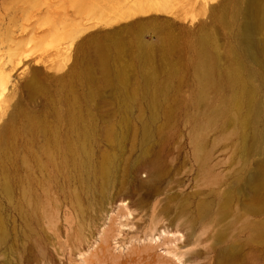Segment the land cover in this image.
<instances>
[{"label": "rangeland", "instance_id": "374dc122", "mask_svg": "<svg viewBox=\"0 0 264 264\" xmlns=\"http://www.w3.org/2000/svg\"><path fill=\"white\" fill-rule=\"evenodd\" d=\"M32 203L41 264H264V0H0L3 228Z\"/></svg>", "mask_w": 264, "mask_h": 264}, {"label": "bare ground", "instance_id": "6f19581e", "mask_svg": "<svg viewBox=\"0 0 264 264\" xmlns=\"http://www.w3.org/2000/svg\"><path fill=\"white\" fill-rule=\"evenodd\" d=\"M134 10L135 9H129L126 14H134ZM245 40L249 46L251 43L249 31L245 34ZM202 57L203 56L201 55L199 58L201 63L203 62V59L202 61L200 60ZM199 61L197 60L195 62L199 64ZM199 67L200 66L198 65V68ZM201 68L198 69L200 71L196 74L201 77H208L210 75L209 71ZM227 73H229L227 75H229L230 78L240 86L241 93H246L247 89L239 77L238 70H229ZM217 74L219 75L218 72ZM43 209L44 208L41 204L32 203L25 212L18 213L19 224H17L14 231H6V229L3 228V225L0 224V255L2 254L3 256V264H41L42 261L46 263L48 258H54L55 254L58 253L61 254L65 260L69 258L72 250V244L69 242V233L65 234L68 240L67 243L57 241L54 233L45 229L44 221L46 216ZM47 228L52 230L51 225H48ZM52 238L55 239V242L51 241Z\"/></svg>", "mask_w": 264, "mask_h": 264}]
</instances>
